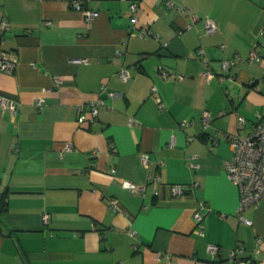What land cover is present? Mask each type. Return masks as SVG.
<instances>
[{
	"label": "crops",
	"instance_id": "1",
	"mask_svg": "<svg viewBox=\"0 0 264 264\" xmlns=\"http://www.w3.org/2000/svg\"><path fill=\"white\" fill-rule=\"evenodd\" d=\"M3 20L17 112L0 106V264H232L237 247L264 264V197L240 216L227 171L230 137L264 117V0H0Z\"/></svg>",
	"mask_w": 264,
	"mask_h": 264
},
{
	"label": "built area",
	"instance_id": "2",
	"mask_svg": "<svg viewBox=\"0 0 264 264\" xmlns=\"http://www.w3.org/2000/svg\"><path fill=\"white\" fill-rule=\"evenodd\" d=\"M73 6L77 9H82L81 4L78 1L73 2ZM133 9H136V4L132 5ZM88 18H93L96 13L92 11H86ZM206 31L207 33H212L217 29L216 23L212 19L205 20ZM9 23L3 20L0 23V32H3L6 28H8ZM148 31L146 29L143 30L142 34H146ZM264 36V32H262ZM202 52V51H201ZM262 54L258 49L257 45H255L249 56V60H259L261 59ZM205 64L208 65L209 61L207 58L203 59ZM236 62V59L233 60H224L222 62L223 68L228 70L232 64ZM17 65V59L14 56V51L0 49V70L6 72H13ZM166 75V72H163ZM208 75L212 74L211 70L207 71ZM120 76L123 80L129 79L130 75L127 70H122L120 72ZM255 88L259 91L264 92V83L261 85L256 84ZM155 89V88H154ZM114 94V93H112ZM44 99L39 98L37 100L38 108H42L44 106ZM0 106L3 109H8L12 113L16 114L17 112V103L15 101H11L8 97L0 96ZM79 122L85 121V116L81 113L83 111V106L79 108ZM98 104H93L90 110L91 120H94L98 115ZM211 114L209 112H205L202 117V123L204 127H207L211 123ZM238 120L240 123H244L246 121L244 116H239ZM192 122L184 121L182 125H189ZM230 143L233 149V158L227 163V171L230 179L238 186L240 193V207L238 209V213L242 216L243 210L249 206H257L262 198L264 197V117L260 118L256 121L252 131L246 135H232L230 137ZM144 162H148L149 158L147 155L143 156ZM190 166L194 168L199 167V163L195 160V157H192L190 161ZM161 180L160 175H156L154 181L159 183ZM123 185L129 187L135 192L144 193V186H139L133 183L130 180H124ZM171 189L176 194H184L185 193V185L184 184H171ZM205 203H202L200 208L194 211V220L198 225H200L199 233L203 234V226L202 221L204 219V212L202 208L205 207ZM110 207L115 211L122 210V206L118 199L113 198L110 203ZM49 215H44V219L46 222H49ZM246 223L251 224L252 221L246 219L244 217H240ZM209 251L213 254H217L219 252L218 245L209 244ZM242 250L241 247H237L231 251L232 264H258L253 259H246L238 256V253Z\"/></svg>",
	"mask_w": 264,
	"mask_h": 264
},
{
	"label": "trees",
	"instance_id": "3",
	"mask_svg": "<svg viewBox=\"0 0 264 264\" xmlns=\"http://www.w3.org/2000/svg\"><path fill=\"white\" fill-rule=\"evenodd\" d=\"M7 210V203H6V197H2L0 199V221H1V214Z\"/></svg>",
	"mask_w": 264,
	"mask_h": 264
},
{
	"label": "water",
	"instance_id": "4",
	"mask_svg": "<svg viewBox=\"0 0 264 264\" xmlns=\"http://www.w3.org/2000/svg\"><path fill=\"white\" fill-rule=\"evenodd\" d=\"M0 231H3V226L0 224Z\"/></svg>",
	"mask_w": 264,
	"mask_h": 264
}]
</instances>
